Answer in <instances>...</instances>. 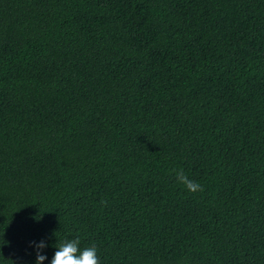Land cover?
<instances>
[{
  "label": "trees",
  "instance_id": "trees-1",
  "mask_svg": "<svg viewBox=\"0 0 264 264\" xmlns=\"http://www.w3.org/2000/svg\"><path fill=\"white\" fill-rule=\"evenodd\" d=\"M76 237L264 264V0H0V264Z\"/></svg>",
  "mask_w": 264,
  "mask_h": 264
},
{
  "label": "clouds",
  "instance_id": "clouds-1",
  "mask_svg": "<svg viewBox=\"0 0 264 264\" xmlns=\"http://www.w3.org/2000/svg\"><path fill=\"white\" fill-rule=\"evenodd\" d=\"M174 176L176 182L183 185L188 192L195 193L203 191L202 185L197 181L190 179L182 168L175 169ZM101 203H106V201H102ZM55 245L56 251L50 260V264H100L97 247L92 244L82 248L80 246L81 241L78 237L64 239L59 243L56 241ZM30 246H34L35 248V264H42V262L47 258L45 255L41 254L42 250L47 247L45 242H30ZM0 256L3 257L2 252H0ZM4 260L10 262V264H14V262L10 259Z\"/></svg>",
  "mask_w": 264,
  "mask_h": 264
}]
</instances>
